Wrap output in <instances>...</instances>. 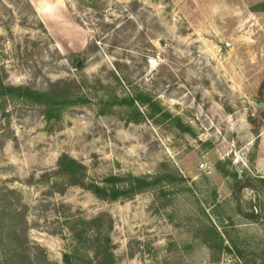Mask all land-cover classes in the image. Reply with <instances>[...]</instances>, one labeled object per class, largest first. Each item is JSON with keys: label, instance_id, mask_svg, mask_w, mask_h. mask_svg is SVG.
I'll use <instances>...</instances> for the list:
<instances>
[{"label": "rangeland", "instance_id": "374dc122", "mask_svg": "<svg viewBox=\"0 0 264 264\" xmlns=\"http://www.w3.org/2000/svg\"><path fill=\"white\" fill-rule=\"evenodd\" d=\"M263 4L0 0V80L38 92L65 81L87 100L48 121L38 104L0 98V209L22 220L21 264H62L73 231L92 261L96 231L82 222L100 215L114 264H264ZM138 95L160 110L113 101ZM63 154L86 185L161 181L99 199L55 175ZM0 221L10 264L14 221Z\"/></svg>", "mask_w": 264, "mask_h": 264}, {"label": "trees", "instance_id": "16d2710c", "mask_svg": "<svg viewBox=\"0 0 264 264\" xmlns=\"http://www.w3.org/2000/svg\"><path fill=\"white\" fill-rule=\"evenodd\" d=\"M264 8V4L262 5ZM78 67V66H76ZM0 98L4 100H21L27 101L29 103L38 104L43 107V116L46 120L59 119L62 110L67 107H71L77 104H84L87 102L84 95L78 96L70 93V87L65 81H59L51 86L50 90L47 92L34 91L28 87L22 86H12L6 85L0 80ZM113 101H118L117 103L125 104L126 106H133L135 102L141 104L142 106H148L153 112L160 110L155 102L145 95H138L134 99L128 100H117L113 98ZM56 176H59L66 181L70 186L83 187L90 191L99 199L115 201L119 197L128 198L131 195H135L138 192L147 189L149 187L156 186L160 183L161 178L156 177L152 180H147L146 178H139L133 176L126 177H114L110 176L102 181V186L98 184H88L84 182L85 179V167L74 160L73 158L63 154L57 160V170L55 172ZM117 183H121V188H115ZM235 183L238 185L240 180L235 175ZM233 191V189H232ZM234 192V191H233ZM9 213V214H7ZM11 214V219L14 221L13 224V236H16L18 244L16 247L10 249L9 259L10 264H21L20 261L23 259L18 252H27L26 240L21 239L18 234L22 232L17 231L18 226L22 225V220L17 212L12 208H2L0 209V216L4 218ZM19 216V217H18ZM253 219H257V216L253 213L247 215ZM103 215H100L89 221H83V224L92 225L93 229L96 231V236L92 242V252L91 259L84 258L77 252L79 249L78 245L88 242V237L84 235V232L73 231L72 235L74 238V243L77 245V249L72 252H67L62 255V264H114L115 256L112 252V241L108 233L102 228L101 220ZM0 221V227H1ZM92 229V228H91ZM28 259V258H27ZM20 260V261H19ZM84 261V262H83ZM88 261V263L86 262Z\"/></svg>", "mask_w": 264, "mask_h": 264}]
</instances>
